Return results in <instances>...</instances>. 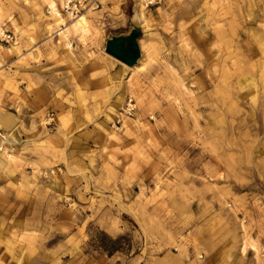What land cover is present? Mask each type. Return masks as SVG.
<instances>
[{
  "label": "rangeland",
  "instance_id": "374dc122",
  "mask_svg": "<svg viewBox=\"0 0 264 264\" xmlns=\"http://www.w3.org/2000/svg\"><path fill=\"white\" fill-rule=\"evenodd\" d=\"M99 2L0 0V264H264V0Z\"/></svg>",
  "mask_w": 264,
  "mask_h": 264
},
{
  "label": "bare ground",
  "instance_id": "6f19581e",
  "mask_svg": "<svg viewBox=\"0 0 264 264\" xmlns=\"http://www.w3.org/2000/svg\"><path fill=\"white\" fill-rule=\"evenodd\" d=\"M61 4L62 6L65 8V4H66V0H61ZM51 13H52V18L55 21H62L63 22V18L60 14V12L58 11V9L56 8V6L54 4L51 5ZM68 15L72 17V19L74 20L73 23V27L76 31H83L86 29L87 27V18L85 14L79 15V16H73L70 12H68ZM140 15L143 17L144 14L141 11ZM260 26H262L264 28V24L263 23H259ZM66 32L67 31H61L60 35H62L63 37H66ZM110 49L111 51H113L115 54L119 55L120 57L127 59V60H132L138 49L136 47H132L129 50H124L121 48V42L119 40H114L110 43ZM263 68H264V57H263ZM10 135V134H8ZM20 260H17L16 264H19Z\"/></svg>",
  "mask_w": 264,
  "mask_h": 264
},
{
  "label": "built area",
  "instance_id": "2783aa9c",
  "mask_svg": "<svg viewBox=\"0 0 264 264\" xmlns=\"http://www.w3.org/2000/svg\"><path fill=\"white\" fill-rule=\"evenodd\" d=\"M150 4L151 0H143ZM100 6L99 0H66L65 9L72 15H77L86 9H97Z\"/></svg>",
  "mask_w": 264,
  "mask_h": 264
}]
</instances>
